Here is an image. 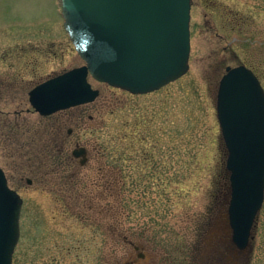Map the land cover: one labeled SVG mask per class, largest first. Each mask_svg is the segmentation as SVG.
I'll return each mask as SVG.
<instances>
[{"label": "rangeland", "instance_id": "374dc122", "mask_svg": "<svg viewBox=\"0 0 264 264\" xmlns=\"http://www.w3.org/2000/svg\"><path fill=\"white\" fill-rule=\"evenodd\" d=\"M190 28L178 81L134 96L89 78L94 102L41 117L30 89L84 62L59 0H0V164L23 199L13 264H264V202L247 251L231 248L216 115L226 66L264 87V0H192ZM76 144L82 167L68 162Z\"/></svg>", "mask_w": 264, "mask_h": 264}, {"label": "water", "instance_id": "95a60500", "mask_svg": "<svg viewBox=\"0 0 264 264\" xmlns=\"http://www.w3.org/2000/svg\"><path fill=\"white\" fill-rule=\"evenodd\" d=\"M64 27L85 65L38 85L29 102L41 115L92 102L95 80L146 93L188 71L191 0H61ZM216 100L226 150L231 248L246 252L264 201V91L245 67L227 69ZM76 157L84 150L74 151ZM84 161H82V164ZM21 199L0 169V264H12Z\"/></svg>", "mask_w": 264, "mask_h": 264}, {"label": "flooded vegetation", "instance_id": "af4514ba", "mask_svg": "<svg viewBox=\"0 0 264 264\" xmlns=\"http://www.w3.org/2000/svg\"><path fill=\"white\" fill-rule=\"evenodd\" d=\"M243 17L242 16H240L238 13H236L235 15H234V17L232 18H230L229 19V22L231 23V24H233V25H235L238 29H241L242 27H243V25H242V23H243ZM233 43L234 42H237L238 40L237 39H235V38H233L232 40H231ZM247 41V40H246ZM226 68H227V66H226ZM254 73H255V71L253 70V69H251ZM70 132H71V130H69L68 131V134H70ZM79 146V144H76L75 145V148H77ZM74 148V149H75ZM67 158H68V162L70 161V162H75V163H78L79 164V166H81L82 165V161H84L85 163H87V161H88V151L86 152V154L80 159L79 157H75L74 155H72V153H71V156H67ZM86 160V161H85ZM82 167V166H81ZM4 171H5V169H4ZM6 172V171H5ZM6 176H7V172H6ZM114 178H115V176H114ZM7 179H8V176H7ZM117 179V178H116ZM115 179V180H116ZM9 180V179H8ZM26 182L28 183V184H31V180H29V179H27L26 180ZM118 184V183H117ZM122 185H118V186H115L114 187V198L116 199V200H118V203H120L122 200H121V198H122V196H123V194L121 193V187ZM227 201V204H228V202H229V200L227 199L226 200ZM117 208L120 210V204H118L117 205ZM118 210V211H119ZM228 219V218H227ZM227 222H228V220H227ZM228 227H229V229H230V226L228 225ZM231 237V236H230ZM130 244V246H133V249H132V251H138L139 250V248L137 247V246H134L133 245V243L132 242H130L129 243ZM131 250V249H130ZM132 251H130V255H133L132 254ZM144 254L143 253H141V252H139L138 254H137V258L138 259H144ZM131 264V263H136V260L135 259H132V260H130L128 263L126 262V263H118V264Z\"/></svg>", "mask_w": 264, "mask_h": 264}]
</instances>
